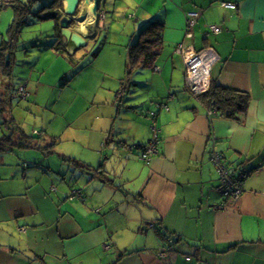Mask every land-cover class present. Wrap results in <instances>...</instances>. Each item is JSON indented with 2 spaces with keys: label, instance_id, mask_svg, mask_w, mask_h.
Instances as JSON below:
<instances>
[{
  "label": "crops",
  "instance_id": "obj_1",
  "mask_svg": "<svg viewBox=\"0 0 264 264\" xmlns=\"http://www.w3.org/2000/svg\"><path fill=\"white\" fill-rule=\"evenodd\" d=\"M222 2L235 10L221 8ZM89 5L82 2L76 18ZM102 9L97 24L90 18L71 30L93 38L123 15L129 43L144 24L163 21L158 57L151 69L135 72L149 79H120L123 97L105 101L106 115L89 117L65 138L25 133L5 112L20 100L17 90L1 85V138L11 146L0 153V264H264V0H106ZM191 11L199 16L186 38ZM209 26L220 31L211 33ZM7 40L1 46L13 53L9 74L0 72L6 80L17 48ZM64 43L72 55L87 46ZM177 44L215 51L211 81L249 96L243 114H208L187 91ZM137 85L145 87L147 100L127 107L126 92ZM148 111L157 113L160 142L144 164L139 150L151 137ZM26 151L42 155L27 161L34 167L20 160ZM214 154L234 177L244 176L237 200L219 191ZM162 246L170 247L165 258L157 256Z\"/></svg>",
  "mask_w": 264,
  "mask_h": 264
},
{
  "label": "rangeland",
  "instance_id": "obj_2",
  "mask_svg": "<svg viewBox=\"0 0 264 264\" xmlns=\"http://www.w3.org/2000/svg\"><path fill=\"white\" fill-rule=\"evenodd\" d=\"M49 1L42 0L33 5V15L28 16V26L23 27L19 38L20 44L15 49L16 65L13 67L12 76L7 80L0 79V89L3 85L18 91L19 87L26 86V92L32 96L26 101L13 100L12 106L5 109V112L11 114L21 125L25 133L32 137L33 133H41L44 130L49 136L58 135L65 138L66 134L80 129L89 117L106 115L104 112L109 106L105 107V101L115 97L120 79H127L125 63L128 37L125 25L128 21L120 15L116 19L117 22L110 27L106 25L96 37L86 38L87 46L81 49L82 53L78 50L72 55L66 50L59 54L53 49L54 19L37 17L42 5ZM48 13L46 10L39 16ZM1 14L0 46L7 39L6 32L13 20V10L9 7L2 10ZM129 78L136 82L149 79L146 75L135 73ZM144 91L145 87L142 85H137L136 88L130 86L125 100L127 97L132 100H128L127 107L139 106L145 102L147 96ZM3 131L0 119V138L4 135ZM63 145L64 140L58 144L59 147ZM24 156L20 160L29 167L34 165L27 161L33 163L42 158L37 151H26ZM56 158V155L51 157L52 160Z\"/></svg>",
  "mask_w": 264,
  "mask_h": 264
},
{
  "label": "trees",
  "instance_id": "obj_3",
  "mask_svg": "<svg viewBox=\"0 0 264 264\" xmlns=\"http://www.w3.org/2000/svg\"><path fill=\"white\" fill-rule=\"evenodd\" d=\"M41 1L42 0H2V3L5 7H10L13 10V20L9 24L6 32L8 39L7 45H9L12 50L20 44V33L23 27L25 28L26 26H28V16L33 15V5ZM63 1L64 0H50L46 3V5H42V7L37 13V17H39L40 19H54L55 26L53 30L54 34L52 36L54 39L53 49L59 54H62L66 51V45L64 43V41L66 40L61 35V31L58 24L59 21L57 22V20L61 16L57 12V10L62 8ZM46 10L49 11L47 15L39 16L40 13ZM164 27L165 26L163 21L151 20L139 29L134 39L130 40L127 45L128 58L125 65L127 69L126 80H128L129 77L137 70L151 69L154 66L155 61L158 57L159 49L162 46ZM7 51L8 50H6L5 47H0V72L4 74L8 73L9 69L12 66L11 55L13 52ZM122 88V86L119 87V90L116 93L117 97H123L125 88ZM187 91L190 92L188 89ZM17 92L18 91H16V93ZM18 97L21 96L18 95ZM196 97L208 108V110L211 109L213 110L214 114L227 119H237V116L239 114H243L246 111L249 101V96L246 93L234 91L230 88L223 87L213 81L210 82V86L205 93ZM8 124H13V120H10V122L8 121ZM10 146V142L6 140L5 137L0 139V153L7 150ZM241 178H244V176H241ZM153 227L160 234L159 227L157 225H153Z\"/></svg>",
  "mask_w": 264,
  "mask_h": 264
},
{
  "label": "built area",
  "instance_id": "obj_4",
  "mask_svg": "<svg viewBox=\"0 0 264 264\" xmlns=\"http://www.w3.org/2000/svg\"><path fill=\"white\" fill-rule=\"evenodd\" d=\"M3 6L2 1L0 2V8ZM221 8L223 9H232L235 10V4L222 2L220 3ZM199 13L197 11H191L187 15L186 21V38H191L192 33L189 30L195 26ZM209 31L211 33H218L220 31L217 26H209ZM175 52L181 55L184 67H185V84L187 89L191 94L198 96L205 93L211 82L210 69L211 66L218 60V57L215 51L208 47L200 51H195L190 47H185L182 44H177L175 46ZM17 94L21 99L25 100L28 97V93L25 92L24 88H19ZM208 114H214L213 110H208ZM147 117L149 120V129L151 132L150 140L140 147L139 161L144 164H148L150 160L158 153V145L160 142L159 139V129L156 126L157 113L155 111H148ZM213 161L216 165L219 166L220 175H221V184L219 186V191L231 200H237L242 193L241 188V176L234 177L232 171L224 167L220 161L217 154L213 155ZM72 196H81L77 192H73ZM110 245L105 244L104 249L109 250ZM170 247L162 246L157 251V256L159 258H165L168 255ZM189 257H186V260H189Z\"/></svg>",
  "mask_w": 264,
  "mask_h": 264
},
{
  "label": "water",
  "instance_id": "obj_5",
  "mask_svg": "<svg viewBox=\"0 0 264 264\" xmlns=\"http://www.w3.org/2000/svg\"><path fill=\"white\" fill-rule=\"evenodd\" d=\"M68 4L61 9H58L57 12L61 15L59 18V28L61 31V35L68 42H71L76 48L85 47L87 44L85 39L76 31L71 30V26L76 24V22L84 21L89 19L87 17L86 12L80 16V18H76L78 7L83 2L86 7L91 3L89 8V14L92 16V20L95 23H98V19L101 20L105 14L103 11V7L106 4V0H64ZM162 235L167 239H173L172 236H169L166 231L161 230Z\"/></svg>",
  "mask_w": 264,
  "mask_h": 264
},
{
  "label": "bare ground",
  "instance_id": "obj_6",
  "mask_svg": "<svg viewBox=\"0 0 264 264\" xmlns=\"http://www.w3.org/2000/svg\"><path fill=\"white\" fill-rule=\"evenodd\" d=\"M87 17L90 19V18H92V16H91V14H89V11L87 12ZM79 23V25H84V21H80V22H78ZM79 30H81V27H79L78 28Z\"/></svg>",
  "mask_w": 264,
  "mask_h": 264
},
{
  "label": "flooded vegetation",
  "instance_id": "obj_7",
  "mask_svg": "<svg viewBox=\"0 0 264 264\" xmlns=\"http://www.w3.org/2000/svg\"><path fill=\"white\" fill-rule=\"evenodd\" d=\"M59 21V19L57 20V22ZM72 27V26H71Z\"/></svg>",
  "mask_w": 264,
  "mask_h": 264
}]
</instances>
